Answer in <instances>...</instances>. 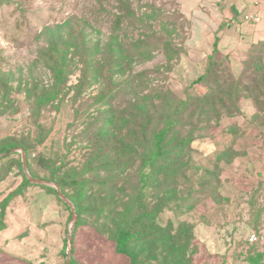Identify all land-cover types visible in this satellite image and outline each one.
I'll use <instances>...</instances> for the list:
<instances>
[{
	"label": "trees",
	"instance_id": "16d2710c",
	"mask_svg": "<svg viewBox=\"0 0 264 264\" xmlns=\"http://www.w3.org/2000/svg\"><path fill=\"white\" fill-rule=\"evenodd\" d=\"M4 1L0 0V5ZM115 1L112 6L115 10L107 11L111 18L104 38L96 37L92 41L90 32L94 29H89L88 18L82 17H73L63 25L47 29L38 59L48 70V79H38L26 87L29 119L35 134L31 135L28 130L19 137L0 139V153L6 152L0 158V166L4 164L3 159L10 161L7 152L19 146L25 152L30 175L56 183L72 202L77 219L69 264H76L74 236L77 227L86 220L92 221L96 231L111 232L115 251L128 258L127 264L151 261L191 264L192 224L171 219L162 224L157 218L164 210L172 209V205L182 206L183 184L191 181L187 172L191 169L194 174L201 167L190 162L192 142L205 136L211 124L219 125L225 116L239 112L241 99H250L256 109L247 127L252 123L250 128L258 129L264 136V39L251 43V53L242 72L235 76L222 64L223 58H216L221 54L218 48L221 31L228 25L222 21L214 33L202 70L190 81L184 95L177 96L164 84L174 63L185 53L182 43L176 40L180 35L176 18L154 2L140 10L141 5L135 9L132 0ZM133 31L137 32L135 36L128 35ZM157 53L162 54L163 62L135 69L151 61ZM76 71L77 81L69 85L68 80ZM94 83L97 92L93 96V111L82 118L83 127L76 135L85 142L82 160L74 164L59 155L53 159L40 151L51 129L39 121L42 110L63 100L70 90H73V99H77ZM0 85L4 92L0 102V112H3L8 106L4 100L8 98L9 85L6 79H1ZM195 85L205 89H193ZM228 125L231 129L236 127L233 122ZM247 127H242L240 134L232 132L235 136L216 152L212 168L204 167L208 177L196 180L200 190L207 191L206 195L217 192L219 162L229 161L237 154L233 144ZM74 142L71 140L69 145ZM19 162L22 183L4 199L2 210L12 197L31 184ZM41 169H44L43 175H40ZM41 187L66 206L54 187ZM193 207L188 202L186 210ZM2 227L0 221V230ZM248 245L256 249L254 264H262L264 251L259 249V244Z\"/></svg>",
	"mask_w": 264,
	"mask_h": 264
},
{
	"label": "rangeland",
	"instance_id": "374dc122",
	"mask_svg": "<svg viewBox=\"0 0 264 264\" xmlns=\"http://www.w3.org/2000/svg\"><path fill=\"white\" fill-rule=\"evenodd\" d=\"M151 2L163 7L164 12L176 18L178 24L180 35L176 40L182 43L185 53L174 63L164 84L173 94L182 96L190 81L204 66L217 26L234 15L233 8L238 0H132V6L136 9L141 5L140 10H143ZM115 3V0H5L0 5V54L4 57L0 60V81L6 79L9 85V95L4 100L8 106L0 112V139L19 137L28 130L31 135L35 134L29 119L30 102L26 97V87L38 79H48L49 72L38 59V51L45 45L47 29L63 25L73 17H82L88 18L89 29H94L90 32L92 41L96 37L104 38L111 18L107 11H114L112 6ZM260 13L261 20L257 24L241 22L223 28L226 29L224 46L216 58H223L222 64L228 66L235 76L241 74L253 43L247 35L239 34L238 29L242 23L251 24L257 27L256 33L263 34L264 39V2L260 3ZM230 28L234 29L235 34ZM136 33L133 31L128 35L135 36ZM161 62L162 54L157 53L151 61L137 65L135 69L152 67ZM262 62L264 70V54ZM77 76L78 71L70 76L68 84H75ZM96 88L94 83L77 99H73V90H70L63 100L42 110L39 121L51 126V129L40 151L43 150L53 159L59 155L74 164L82 160L85 142L76 135L83 127L82 118L93 111ZM192 88L199 91L205 89L198 85ZM3 94L0 85V102ZM238 106L239 112L225 116L219 125L211 124L205 136L192 142L190 162L199 163L201 167L194 174L191 169L187 172L191 181L183 184L185 200L181 201L182 206L177 208L172 205V209L164 210L157 218L162 224L167 219L175 222L185 220L192 224L191 264H254L256 259V249H250L246 237L251 231L264 229V136L258 133V129L250 128L252 123L247 127L256 111L252 101L243 98ZM232 122L236 127L231 129L228 124ZM245 126V133L237 136L233 144L237 154L229 161L219 162L217 192L206 195L207 191H201V185L196 180L201 176L208 177L205 169L212 168L216 152L227 146L229 140L236 133L240 134ZM71 140L75 142L69 145ZM20 148H11L7 152L10 153V161L3 159V169L0 168V221L3 226L0 230V264H66L67 236L70 230L73 236L77 219L75 208L67 198L75 212L74 225L71 226L70 205L57 194L67 207L64 206L54 194L41 187L47 184L28 179ZM5 154L0 153V158ZM19 161L23 174L31 184L12 197L2 210L4 199L22 183ZM27 171L29 173L28 167ZM43 174L44 169H41L40 175ZM188 202L193 203L194 207L187 211ZM91 222L86 220L76 229L75 263L127 264L128 258L115 251L111 232L96 231ZM111 224L109 220L108 226L111 227ZM142 264L157 263L151 261Z\"/></svg>",
	"mask_w": 264,
	"mask_h": 264
},
{
	"label": "crops",
	"instance_id": "0c3cea01",
	"mask_svg": "<svg viewBox=\"0 0 264 264\" xmlns=\"http://www.w3.org/2000/svg\"><path fill=\"white\" fill-rule=\"evenodd\" d=\"M264 1H260V0H247L246 2L243 0H238L237 6L235 8H233V13H237L240 11V9L242 10L243 7H245L244 9L246 10H250V11H257L260 13V3H262ZM257 24V23H256ZM256 26L253 25H249V24H240V27L238 29L239 34L240 32L244 35H247L248 40L250 42H256L258 40H261L263 38V34L259 35L260 33H256ZM232 30V33L235 34V31L233 28H230ZM262 31V30H261ZM226 32V29H223L221 31V35H220V40L218 42V48L221 50L222 47L224 46L223 40H224V33ZM264 33V32H262Z\"/></svg>",
	"mask_w": 264,
	"mask_h": 264
},
{
	"label": "built area",
	"instance_id": "2783aa9c",
	"mask_svg": "<svg viewBox=\"0 0 264 264\" xmlns=\"http://www.w3.org/2000/svg\"><path fill=\"white\" fill-rule=\"evenodd\" d=\"M264 1V0H260ZM261 20V15L257 11L250 10H241L238 13H234L233 16L228 17L227 24L235 25L238 22H250V23H259ZM246 241L249 244H259L260 250L264 251V229H260L259 231H251L247 237ZM262 264H264V257Z\"/></svg>",
	"mask_w": 264,
	"mask_h": 264
},
{
	"label": "water",
	"instance_id": "95a60500",
	"mask_svg": "<svg viewBox=\"0 0 264 264\" xmlns=\"http://www.w3.org/2000/svg\"><path fill=\"white\" fill-rule=\"evenodd\" d=\"M20 152H21V159H22V164H23V167H24V171L28 177V179L31 181V182H38V183H43V184H47V185H51L53 186L56 191H57V194L59 195V197L65 201L66 203H68L72 209V215H71V220H72V225H74V221H75V212H74V208L72 206V204L70 203V201L61 193L60 191V188L59 186L54 183V182H48V181H45V180H42V179H35L33 178L32 176L29 175L28 171H27V162H26V156H25V152L22 148H20ZM71 239H72V231L70 230L69 233H68V236H67V243H68V248H67V257H66V264H69V257H70V254H71Z\"/></svg>",
	"mask_w": 264,
	"mask_h": 264
}]
</instances>
